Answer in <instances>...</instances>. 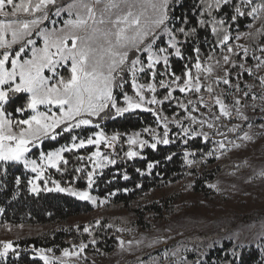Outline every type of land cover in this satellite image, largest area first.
<instances>
[{"label": "rangeland", "instance_id": "rangeland-1", "mask_svg": "<svg viewBox=\"0 0 264 264\" xmlns=\"http://www.w3.org/2000/svg\"><path fill=\"white\" fill-rule=\"evenodd\" d=\"M173 1L0 0V165L24 166L33 176L32 194L91 204L92 216L72 222L86 224L101 221L109 202L96 194L98 180L119 163L145 160V148H185L199 138L210 148L207 158L222 167L206 195L193 191L192 179L183 180L180 214L154 221L153 231L120 227L111 255L94 258L78 244L61 253L32 249V257L46 264H231L209 260L222 252L236 262L255 254L264 264V43L252 54L247 31L234 46L242 60L227 54L199 62L180 80L167 52L181 56L168 24ZM260 14L255 7L252 19ZM63 71L71 72L67 80ZM156 72L160 82L153 80ZM160 91H169L167 101L180 111H164ZM11 92L31 99V117L20 131L5 110ZM137 112L153 113L157 127L127 136L121 154L119 136L107 135L99 121ZM50 142L62 145L44 151ZM85 149L92 150L86 190L49 178L66 153ZM185 153L187 166H194V153ZM161 197L158 190L152 198ZM19 236L0 226V261L16 250Z\"/></svg>", "mask_w": 264, "mask_h": 264}, {"label": "trees", "instance_id": "trees-1", "mask_svg": "<svg viewBox=\"0 0 264 264\" xmlns=\"http://www.w3.org/2000/svg\"><path fill=\"white\" fill-rule=\"evenodd\" d=\"M255 7L261 9V14L252 19ZM168 24L181 51V56L177 57L172 49L167 50L171 57V72L182 80L188 71H195L199 62L219 61L227 54L237 61L242 60V54L237 53L234 46L237 36L247 31H252L247 41L252 54H256L259 43H264V0H174L168 9ZM172 74L168 72L164 78L170 80ZM70 75L69 71L62 72L65 80ZM150 80L151 77L146 75L144 82ZM153 80L160 82L161 76L156 72ZM216 89L219 90L217 85ZM157 96L165 101L164 111L171 115L180 111L179 107H172L167 101L171 97L169 91H160ZM8 100L6 113L15 123L14 130L20 131L31 117V99L23 92H11ZM108 117L103 116L99 123L104 124L107 135L119 136L121 154L127 150V136L157 127V118L151 112H137L122 119ZM61 145V142H50L43 150H56ZM209 149L199 138L189 142L185 148H145V160H128L126 165L119 163L109 169L98 180L95 191L100 198L109 199L100 210L103 218L86 224L72 222L92 216L95 209L91 204L56 193L34 195L30 191L33 176L24 166L0 165V226L6 225L20 235L14 243L16 250L0 264H46L32 257L31 250L61 253L78 244H85V252L94 258L113 254L118 247L120 227L151 232L154 221L180 214L179 205L184 192L182 182L186 178L194 181L196 194L206 195L211 191L209 186L222 167L207 158ZM187 150L197 158L192 167L186 163ZM91 152V149H85L66 153V163L58 171L51 170L49 178L64 187L86 190ZM244 169L242 166L238 172ZM158 190L162 197L156 201L152 197ZM212 254L209 260L215 256V259L231 264H261L255 254L243 255L239 262L232 261L228 254L222 255V252Z\"/></svg>", "mask_w": 264, "mask_h": 264}, {"label": "crops", "instance_id": "crops-1", "mask_svg": "<svg viewBox=\"0 0 264 264\" xmlns=\"http://www.w3.org/2000/svg\"><path fill=\"white\" fill-rule=\"evenodd\" d=\"M73 77H74V75H73Z\"/></svg>", "mask_w": 264, "mask_h": 264}]
</instances>
